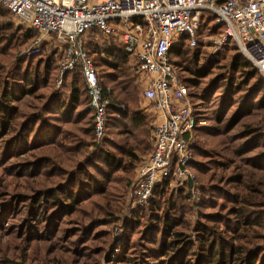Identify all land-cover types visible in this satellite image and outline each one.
Wrapping results in <instances>:
<instances>
[{
	"label": "trees",
	"instance_id": "16d2710c",
	"mask_svg": "<svg viewBox=\"0 0 264 264\" xmlns=\"http://www.w3.org/2000/svg\"><path fill=\"white\" fill-rule=\"evenodd\" d=\"M13 16L0 5V264H95L136 162L152 149L155 116L140 107L136 61L87 30L82 47L108 97L96 139L79 67L55 85L65 44L46 40L19 57L39 30ZM212 19L204 10L199 34L219 30ZM188 38L178 36L169 58L194 103L189 167L201 220L188 233V186L171 193L162 182L125 222L116 264H264V78L235 44L211 53ZM27 96L39 101L29 112L19 106Z\"/></svg>",
	"mask_w": 264,
	"mask_h": 264
},
{
	"label": "built area",
	"instance_id": "2783aa9c",
	"mask_svg": "<svg viewBox=\"0 0 264 264\" xmlns=\"http://www.w3.org/2000/svg\"><path fill=\"white\" fill-rule=\"evenodd\" d=\"M16 19L39 30L26 51L37 53L46 36L65 44L60 75L79 67L86 80L88 107L94 111L96 139L104 136L108 97L99 84L92 61L82 47L83 34L96 29L119 41L136 61L142 97L154 112L152 149L142 157L127 189L126 209L146 204L155 187L188 186L198 206L199 182L189 165L194 161L192 136L196 125L188 88L181 83L169 50L181 33L194 47L198 36L217 53L235 44L264 78V0H0ZM204 10L213 14L217 32L201 33ZM208 34V35H206Z\"/></svg>",
	"mask_w": 264,
	"mask_h": 264
},
{
	"label": "rangeland",
	"instance_id": "374dc122",
	"mask_svg": "<svg viewBox=\"0 0 264 264\" xmlns=\"http://www.w3.org/2000/svg\"><path fill=\"white\" fill-rule=\"evenodd\" d=\"M12 18H13L12 21L14 22L15 25H22L16 19L15 16H13ZM203 33H205V32H203ZM208 34H206V35H208ZM47 38H48V36H46V39ZM200 39H201V37H200ZM49 40H55V39H52V37H51ZM58 42H60V41H58ZM52 43H53L54 46H57V42H52ZM49 44H51V43H49ZM202 44L204 46V42H202ZM27 47L28 46H25V47L21 48L17 52L19 57L25 56V55H29L27 52H25ZM204 48L208 51V49L206 47H204ZM176 72H177L178 77L180 79V74H179L178 69H176ZM59 75H60V70H59ZM59 75H58V77H59ZM57 78L55 79V85L56 86H57V84H56ZM139 95H140V102L139 103H140V107H141L142 104L146 101V99L142 97V89L141 88H140ZM191 103H192L193 112H194V105H193L194 103H193L192 100H191ZM37 104H39V101L37 99L33 98V97H30V96H27L24 100H21L19 102V106L24 108L28 112L33 110L34 109L33 106L37 105ZM142 108H145L147 111H150V112L154 113L152 108L150 107L149 103H148V105L144 104V107H142ZM84 109H89L88 103L84 106ZM259 116H260V114H257L255 116H252V117L248 118L247 120L248 121H254V120L258 119ZM195 122H196V119H195ZM195 127H196V125H195ZM192 133H193V136H192V144H193V142H194L193 141L194 140V131ZM195 161H196V158H194V162ZM136 163H138V162H136ZM263 180H264V178H263ZM198 182H199V180H198ZM129 185H128V187H129ZM128 187L124 189V192L122 193V199L119 200L117 209L114 212L115 221L111 225L108 226V229H109V235H108V240L109 241H108V244L103 249V251L99 254V256L95 257V259H96L95 264H116V261H115L114 257L116 255V253L119 252L120 249L123 247V244L125 242L126 235H127V230L124 227V224H125V222H127V221H129L131 219L132 212L134 210H136V209H131V210L130 209L129 210L126 209V197H127V189H128ZM199 188H200V184H199ZM180 189H182V188L181 187L175 188L174 186H172V188L169 187V192H171V193L174 192L175 193V192H177ZM123 195H124V198H123ZM200 199H201V194H200ZM200 199H199L198 203L200 202ZM200 220H201V218H200V207H199V205L197 207H194V205L191 203V213L189 215L190 228L188 230V233H192V234L194 233V226Z\"/></svg>",
	"mask_w": 264,
	"mask_h": 264
},
{
	"label": "crops",
	"instance_id": "0c3cea01",
	"mask_svg": "<svg viewBox=\"0 0 264 264\" xmlns=\"http://www.w3.org/2000/svg\"><path fill=\"white\" fill-rule=\"evenodd\" d=\"M90 1H103V0H90ZM50 39V37L47 38V41ZM144 104L148 105V101H145L141 107H144Z\"/></svg>",
	"mask_w": 264,
	"mask_h": 264
}]
</instances>
